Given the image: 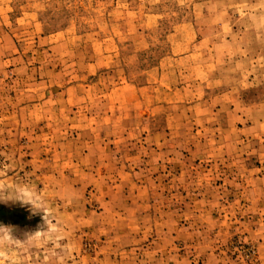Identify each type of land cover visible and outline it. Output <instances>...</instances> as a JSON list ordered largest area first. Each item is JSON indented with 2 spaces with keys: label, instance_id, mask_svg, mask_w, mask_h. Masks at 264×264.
<instances>
[{
  "label": "rangeland",
  "instance_id": "1",
  "mask_svg": "<svg viewBox=\"0 0 264 264\" xmlns=\"http://www.w3.org/2000/svg\"><path fill=\"white\" fill-rule=\"evenodd\" d=\"M0 264H264V0H0Z\"/></svg>",
  "mask_w": 264,
  "mask_h": 264
}]
</instances>
